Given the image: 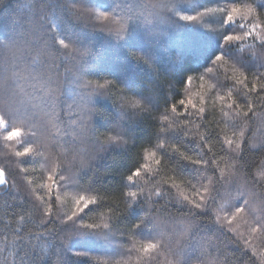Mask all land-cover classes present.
Segmentation results:
<instances>
[{
	"label": "trees",
	"instance_id": "obj_1",
	"mask_svg": "<svg viewBox=\"0 0 264 264\" xmlns=\"http://www.w3.org/2000/svg\"><path fill=\"white\" fill-rule=\"evenodd\" d=\"M260 2L264 0H79L73 6L71 0H0V111L6 107L3 81L10 75L5 68H11L14 63L23 67L36 56L35 50L25 57L19 56L16 49L24 47L25 40L35 49L44 42L51 45L53 36L59 33L56 40L65 39L68 46L55 45L60 49L56 62L61 65L57 127L52 126L46 110L31 99L35 94L23 80L11 82L15 93L11 106L27 107L37 117V136L43 128L47 133L44 147L40 149L43 155L31 157L34 161L31 164L18 165L23 159L15 156L16 151L22 150L20 144L16 139L6 141V133L0 129V167L6 169L5 178L12 185L10 193L0 196V264H31L24 252L33 246L47 259L43 249L47 247L51 251L47 233L52 226H44L45 215L58 217L56 230L62 240L61 255L66 264H185V261L187 264H205L206 261L208 264H264V231L251 230L256 226V218L264 217V181L255 186L244 179L238 182V186L246 188L255 216L246 211L229 224L224 219L228 201L217 198L215 204L210 205V215L200 228L209 230L211 226L207 219L219 215L224 231L217 230L209 240L204 232L194 231V221L182 214L181 194L191 198L194 190L188 185L189 176L176 168L182 163L180 154L194 156L191 145L198 142L209 127H218L221 139L224 136L232 138L233 131L243 130L246 143L241 145L242 148L252 144L259 147L264 143V93L260 92L264 87V76L256 79L255 67L242 68L231 57L215 64L207 63L206 57L213 49H209L204 57L185 51L194 34L201 37L202 47H207L209 42L214 45L216 34L226 27L220 23L221 18L226 17L227 10L235 4L240 14L235 17L230 31L242 37L234 41L235 50L246 63L264 62V42L255 34L244 37L252 23L261 26L257 31L264 36V9L256 7ZM162 4L169 6L161 7ZM93 5L109 11V16L82 15L84 8ZM101 5L120 7L113 12ZM249 7L256 10L248 13ZM205 8L211 11L205 12ZM125 13L132 19L123 20L121 17ZM184 15L197 18L184 21L181 19ZM241 25L245 27L241 29ZM125 45L135 55H130ZM259 71L264 73V68ZM186 75L192 77L190 82H183ZM86 82H90L88 87H85ZM253 83H256L257 91L249 97L253 106L249 111L240 93L245 91V84L251 89ZM98 86H103L106 92L92 95V90ZM229 89L232 90L231 97L227 95ZM139 93L154 97L158 108L151 116H143L134 109L135 102L141 100ZM219 96L224 100L218 99ZM180 99H191L197 109L205 107L203 119L191 105H187L185 111L178 103ZM122 100L128 101L123 112ZM172 104L177 105L175 112L171 110ZM133 111H136L135 115L126 114ZM237 112H240L239 116ZM121 121L132 129L124 139L131 137L130 143L134 141L135 146L122 150L109 145V151H100L93 137L99 136L104 141L101 133L115 136L110 129ZM16 126L23 127L19 122ZM164 129L173 132L174 138L162 136L157 140L154 134ZM65 132L70 133L67 142ZM165 140L168 152H172L173 145L179 149L177 159L170 162L163 157L164 150L156 147ZM206 143L216 154L219 167L227 174L232 162L228 146L224 145L221 150L220 142L214 137ZM152 151H156V159H165L166 163L157 166L153 160L146 161L145 154ZM246 156L253 176L264 171V151L247 152ZM146 162L152 172L145 174L142 170L136 181L145 194L154 193L157 188L170 189L169 195H152V201H158L157 204L148 202L145 205L152 210L157 230L163 234V239L157 237L151 241L159 246L149 253L142 251L149 240L133 232L131 225L136 221L126 217V193L137 189L121 187L122 182H126L122 177L129 174V169ZM60 165H65L68 171H60ZM25 168L27 172L23 171ZM50 171L59 175L55 177L58 184L49 193L41 185L51 183L47 180ZM203 175L212 177L213 173L208 171ZM60 176H70V183L78 180L80 186H65L59 183ZM88 177H93L92 188L95 190H88ZM191 182L199 187L195 180ZM173 183L178 187H172ZM203 183L207 184L208 180ZM81 195L97 198L96 203L82 213L76 205V199ZM41 196L43 200L37 199ZM33 202L39 207L34 208ZM8 204L15 207L9 208ZM49 204L51 210L46 212ZM73 211L83 219L68 220ZM137 214H143V210L138 209ZM91 225L95 228L88 227ZM17 234L23 237V242L17 239ZM202 237L201 247L198 242ZM197 257L202 259L197 260Z\"/></svg>",
	"mask_w": 264,
	"mask_h": 264
},
{
	"label": "snow or ice",
	"instance_id": "obj_2",
	"mask_svg": "<svg viewBox=\"0 0 264 264\" xmlns=\"http://www.w3.org/2000/svg\"><path fill=\"white\" fill-rule=\"evenodd\" d=\"M79 0H71L73 6H75ZM212 2H216V0H212ZM161 7H168V4H162ZM173 7L176 5L173 3ZM36 7V5H33ZM40 7H44L40 5ZM119 5L115 6H105L101 5V8H111L113 12L119 8ZM256 7L260 9H264V2H260L256 5ZM256 9L253 7L248 8V13L254 12ZM123 11V10H122ZM131 9L129 8V12ZM211 11L208 8H205V12ZM221 11H224L221 9ZM86 14L89 17L96 16L98 14L99 18H107L109 16V11L107 10H99L95 5L90 8H84L82 10V15ZM240 14V9L237 5L233 4L230 10H227L226 17H222L220 23L225 25L226 27L216 34V39L214 45L210 42L207 47L201 46V37L197 35H193L188 43L185 51L189 54L198 53L203 55V57L208 53L209 49H213L210 55H207V63L211 62L215 64L218 61H222L227 57H231L237 63L241 64L242 68H256V79H260L261 76H264V73H260V69L264 68V62L249 64L244 62L238 51L235 50L234 41H239L242 39L239 35L231 34V29H233L235 24V17ZM200 15L197 13V16ZM197 16L193 15H184L181 17L184 21H194ZM123 20L127 21L132 19V16L128 13H125L124 16L121 17ZM243 18V17H242ZM241 29L245 27V25L240 26ZM260 25L252 23L248 30L244 32V37L252 36L255 34L258 38L264 42V36L260 35V32L257 31L260 28ZM107 31H111L110 29H104ZM127 32V28L124 29ZM228 32L229 34H224ZM52 38V44L49 45L47 42H44L43 45L39 48L33 49L31 42L28 40L24 41V47L17 48L16 51L19 53L20 57H25L28 52L35 50L36 56L31 60V62H26L23 67H20L18 63H14L11 68H5V72L10 75L5 76V80L3 81V93H4V103L5 110L0 111V129L6 133L4 139L6 141H12L14 139L18 140L21 151H16L15 156L18 158H23L18 161L19 164L28 165L33 163L34 161L31 157H35L37 155H43V152L40 151L44 147V137L47 133V129L43 128L41 130L40 136H37V117L34 113H31L27 107H12V102L15 98V93L11 88L12 81H20L23 80L26 84V87L31 89V92L35 95L31 96V99L37 102V106H39L42 110H46V115L49 117L50 122L53 127H57L58 114H57V105L59 102V81H60V68L61 65L56 62L57 54L60 49L56 48V44L58 43L63 48H67L68 46L65 44V39L56 40V36ZM119 35V33H117ZM126 46V45H125ZM126 50L129 51L130 55H135L131 49H128L126 46ZM184 54V53H182ZM15 59V57H14ZM211 72V69H208ZM192 79L191 76L186 75L184 77L183 82H190ZM203 79V77H201ZM239 83H242L239 82ZM90 82L85 83V87H88ZM174 87V86H173ZM245 91L240 93L245 99V103L248 106L249 111L253 110L252 104L249 102V97L253 93L257 91L256 83H253L252 88L248 89L247 84L244 85ZM23 90V89H22ZM106 89L103 86H98L92 90V95H100L104 94ZM260 92L264 93V87L260 88ZM141 96V100H137L135 105L133 106L135 110H138L143 113V116H151L152 111L158 108V105L152 95H144L143 93H139ZM227 95L231 97L232 90L229 89ZM218 99L224 100L223 96H219ZM179 105L184 106L185 111H187V105H191L193 109L200 114V118L203 119L204 114L206 112L205 107L201 106L197 109L196 104L192 102L191 99L185 101L184 99H180L178 101ZM201 105L204 104L203 98L200 101ZM235 103V101H233ZM122 109L121 111H125L128 106V101L122 100ZM231 107V105H229ZM177 109L176 104H172L171 110L175 112ZM165 111L167 109L165 108ZM127 115H135L136 111L126 113ZM227 115V113H225ZM237 116L240 115V112L236 113ZM245 118H247V113H244ZM143 118V117H141ZM166 121L168 119L167 115L163 117ZM17 122L21 123L23 127L16 126ZM187 123V122H186ZM233 127H236V123H233ZM110 131L115 132V136H108L106 133H101L105 137L104 141H101L99 136H94V142L99 146L100 151H109V145L114 148H120L122 150H126L128 147H134L135 142L131 141V137L129 139H124L125 136H128L132 129L126 125L124 121L120 123H114L113 127ZM179 134V133H176ZM70 133L65 132V142H67V137ZM157 140H160L162 136H166L169 139L174 138L173 132H170L168 129H164L162 131H158L155 134ZM183 135L186 137L187 133L184 132ZM215 138L221 144V150H223V146L227 145L229 149V158L232 161L228 167L227 174L225 173L224 168H220L215 159V153L212 152L211 147L206 143L207 140ZM75 141L73 140V143ZM167 140L162 141L156 145L157 149L164 150L163 157L166 158L167 162L173 161L177 159V153L179 149L175 148L173 145L172 152H168L166 150ZM246 141L244 139V131L240 130L238 133L233 131L232 138H228L224 136L221 139V130L217 128H208L206 134L200 136L199 141L193 143L191 145L192 150L194 151V156H187L184 154H180L179 159L182 163H178L176 168L179 170L181 174H187L189 176L188 185L194 190V195L190 198L187 195L181 194L180 197V207L182 214L185 218H190L195 223L194 231L199 230L204 232L208 239H211V236L215 234L217 230L224 231L223 224L220 223L221 217L216 215L214 219H207V223L211 226L209 230L201 229L200 225L206 222L205 218H208L211 212L210 205L215 204L217 198L224 199L228 201V210L225 211L224 219L228 221L230 224L231 221L236 218L238 215L247 212H250L253 216L256 215L255 210L250 207L249 199H247V190L243 186H238V182L241 179H244L246 183H251L253 186L258 185L261 181H264V171H261L258 176H253L249 169V164L247 161V152H262L264 151V143H261L259 147L257 145L252 144L249 147L242 148L241 145L245 144ZM234 146V147H233ZM187 147V146H185ZM157 153L156 151L148 152L145 154L144 159L153 160L154 163L159 166L162 163H166L165 159H156ZM264 163V160H262ZM60 171L67 172L68 169L65 165L59 166ZM142 170L145 174L152 172V168L149 163H143L138 167H132L129 169V174L126 177H122L121 187L122 188H136V191L129 190L126 193V217L129 219H134L136 222L131 225V229L138 235L145 236L149 240L148 243L143 245L142 251L145 253L151 252V250L156 249L159 245L157 243H153L151 241L156 240L157 237L163 239V234L157 230V222L155 215L152 210L145 207L146 203L151 202L153 205L157 204L158 201H152L151 197L154 194L156 197H163L165 195L170 194V189L165 191L162 188H157L154 193L149 192L145 194L143 188L139 187L136 181L141 177ZM176 169H174L175 171ZM24 172H27L28 169H23ZM211 171L213 173L212 177H206L203 173ZM6 169L0 167V196L5 195L6 193H10L12 185L5 178ZM218 172V175H217ZM59 175L58 172L50 171L47 177V180L51 183H45L41 185V187L47 189L50 193L54 185H57L58 182L55 177ZM70 176H60L59 183L69 186V187H79V182L70 183ZM207 179L208 183L204 184L203 181ZM195 180L199 187L196 184H193L191 181ZM93 177H88V190H95L92 188ZM167 183V182H165ZM172 187H178L175 183L172 184ZM223 189V191H222ZM233 189L235 191V195H233ZM37 199L43 200L44 197H38ZM97 198H88L86 196H79L76 199V205L79 212H84L85 209L89 207V205L95 204ZM82 205V207H81ZM9 208L15 207L13 204H8ZM33 207L38 208L39 206L33 202ZM143 210V214H137V210ZM51 204L48 205V209L46 212H50ZM221 210H224V205H221ZM68 220L75 222L76 219H83L82 216H78L77 211H73L71 216L67 217ZM59 223L58 217L45 215L44 217V226L48 228V225H51V228H48V237H50V245L51 251H48V248H44L43 251L47 255V259L44 258L36 250L33 246L31 249L26 250L24 252V256L31 259V264H66L64 257L61 255V247L62 240L60 238L59 231L57 229V225ZM255 227L251 230L252 232H256L258 230L264 231V217H258L255 220ZM7 227V225H6ZM90 228H95L94 225L88 226ZM107 227V226H105ZM235 231V229H232ZM84 234V233H77ZM105 238H107V233L105 234ZM199 243V246L202 247V241ZM17 239L23 242V237L17 234ZM243 252V249H241ZM178 254V253H177ZM77 255H81V253H77ZM186 255V254H185ZM202 257H197V260H201ZM187 264V261H185ZM205 264H208L206 261ZM243 264V262H242Z\"/></svg>",
	"mask_w": 264,
	"mask_h": 264
}]
</instances>
